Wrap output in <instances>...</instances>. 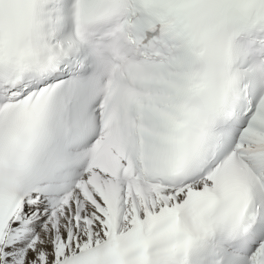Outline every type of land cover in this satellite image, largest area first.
I'll return each instance as SVG.
<instances>
[{
    "label": "snow or ice",
    "instance_id": "snow-or-ice-1",
    "mask_svg": "<svg viewBox=\"0 0 264 264\" xmlns=\"http://www.w3.org/2000/svg\"><path fill=\"white\" fill-rule=\"evenodd\" d=\"M0 264H264V0H0Z\"/></svg>",
    "mask_w": 264,
    "mask_h": 264
}]
</instances>
